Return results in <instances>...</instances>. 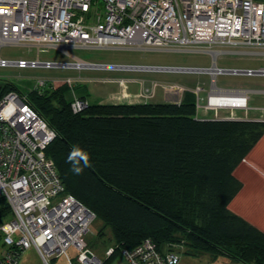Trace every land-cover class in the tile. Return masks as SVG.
<instances>
[{
	"label": "built area",
	"instance_id": "obj_1",
	"mask_svg": "<svg viewBox=\"0 0 264 264\" xmlns=\"http://www.w3.org/2000/svg\"><path fill=\"white\" fill-rule=\"evenodd\" d=\"M3 45L34 46L38 55L49 47L65 52L71 48L208 52L213 57L211 66L220 69L215 76L210 74L213 87L222 71L264 76V67H218L216 54L223 50L212 49L228 46L240 49L233 50L235 53L264 55V0H0V47ZM38 55L30 60L0 57V67L71 68L78 73L107 69L101 63L86 61L88 65H81L83 60L74 56L64 62L41 60ZM149 67L180 69H141ZM208 68L181 70L204 72ZM56 80L37 78L32 91L40 94ZM137 80L80 74L61 79L70 87L73 113L88 106L86 99L76 96L74 86L78 83H117L125 91ZM149 85L140 87L136 94H117L112 99L147 102L159 86L154 80ZM203 91L199 85L192 90L197 110L216 114L226 108L233 114L234 110L249 109L247 90L218 93L210 88L201 95ZM54 137L55 131L30 104L28 92L10 90L0 98V200L9 209L0 221V264H19L21 253L30 248L42 264L102 263L79 240L89 231L94 213L65 191L53 160L46 155ZM70 247L78 252L80 260L69 256ZM112 251L108 248L105 255ZM120 252L128 264H178L180 260L177 251L160 252L148 238Z\"/></svg>",
	"mask_w": 264,
	"mask_h": 264
},
{
	"label": "trees",
	"instance_id": "obj_2",
	"mask_svg": "<svg viewBox=\"0 0 264 264\" xmlns=\"http://www.w3.org/2000/svg\"><path fill=\"white\" fill-rule=\"evenodd\" d=\"M10 90L1 83L0 98ZM28 100L55 131L46 155L65 191L94 213L95 241L112 243L101 264L146 238L160 252L179 243L183 254L264 264V232L228 207L242 187L233 172L264 120L199 118L190 91L178 102H88L73 113L60 81ZM8 214L0 200V221Z\"/></svg>",
	"mask_w": 264,
	"mask_h": 264
},
{
	"label": "rangeland",
	"instance_id": "obj_3",
	"mask_svg": "<svg viewBox=\"0 0 264 264\" xmlns=\"http://www.w3.org/2000/svg\"><path fill=\"white\" fill-rule=\"evenodd\" d=\"M212 49L223 50L222 52L216 54L215 62L220 68L229 70H252L264 67V55L262 54L235 53L233 50L240 49L228 46H214ZM37 55V48L34 46L29 47L24 45H3L0 47V57L5 59L17 60L21 58L30 60L36 59ZM73 56L80 58L83 61L85 60L92 63L109 64L115 66H108L106 67L107 69L96 71L82 70L80 73L71 68L0 67V84L7 82L12 84L16 91L27 93L32 91L33 85L37 78H58L59 80H56L55 82H60L64 77H74L80 74L82 76L103 75L108 77H124L125 79L134 78V80H139H137L138 82L136 83H129L125 91H121L120 85H117V83H78L80 85L74 86L76 96H85L89 103H100L101 101H104L105 96H107L109 91L110 96H117V94L123 93H126L127 95L136 94L139 92L140 87L149 88V82L152 80L158 82L159 84V86L153 90L152 96L149 100L155 102H178L184 92H192L193 88L197 85L201 86L205 91H209L210 88L215 89L210 85L211 76L209 73L205 71L203 72V70H181L182 68L185 69L189 67H198L200 69L208 68L211 66L213 61L212 55L208 52L181 50H133L124 48H71L68 49V52H65L55 47H49L46 48L45 51L40 52L38 55L41 60L64 62L73 60ZM132 66H136V68H129ZM143 66L171 67L180 69H141ZM172 85L177 86V88L172 87ZM214 86H217L216 88L222 90L223 93H225L224 91L247 90L249 92L250 105H254L256 108H258L254 111L258 112L260 115H264V108H261L264 107V76H247L241 72L232 73L231 71H223L222 73L216 75ZM179 87H182L183 90L180 91ZM201 95H203V92ZM122 99V102L130 101L125 98ZM236 111L237 110H234L232 114L229 113V109L223 108L218 109L215 114L211 110H208V112L213 114L214 118H231V115L235 117ZM239 111L245 112L244 110ZM99 226L100 223L94 221L89 227V231L82 234L79 237V240L84 245H86L87 248L91 249L98 258L103 259L105 257L106 250L112 246V243L101 242V240L95 241L94 234L96 228ZM106 236H108V232L106 233ZM93 241H95V244L91 245L90 242ZM173 249L180 255L178 264H243L238 260L226 255L212 257L208 253L199 254L198 256L183 254L185 249L183 245L179 243H174ZM67 252L72 259L75 260L77 258V260H80V255L72 247H70ZM61 261L62 259L58 260V262ZM19 264L42 263L33 253L32 249H27L21 253L19 257ZM109 264H127V262L121 252H118Z\"/></svg>",
	"mask_w": 264,
	"mask_h": 264
},
{
	"label": "crops",
	"instance_id": "obj_4",
	"mask_svg": "<svg viewBox=\"0 0 264 264\" xmlns=\"http://www.w3.org/2000/svg\"><path fill=\"white\" fill-rule=\"evenodd\" d=\"M238 89H245V88H238ZM205 92L206 91L204 90L203 95ZM109 94L110 91L109 93H107V96H105L104 101H101L100 103L129 102V101L122 102L123 100H121L120 102H114V100L111 99L114 98V96H110ZM248 104H249V109L251 111L249 109H248L249 111L246 110L245 112H240L239 110H237L235 112V118L233 119L264 120L263 114L260 115L258 114V112L254 111L258 108H256V106L254 105H250V100ZM197 117L210 118V119L214 118L212 113L203 111L201 109L197 110ZM216 119H227V118L219 117ZM233 173L242 182V187L240 191L235 195V197L229 203L228 205L229 209L234 213H236L237 215L243 217L249 223H251L252 225H254L255 227H257L258 229L264 232V134L256 143V145L251 149V151L247 154L245 159H243L241 163L235 168ZM32 251L38 258L36 252L33 249ZM105 258L106 255L103 259L101 258L100 259L104 260Z\"/></svg>",
	"mask_w": 264,
	"mask_h": 264
},
{
	"label": "bare ground",
	"instance_id": "obj_5",
	"mask_svg": "<svg viewBox=\"0 0 264 264\" xmlns=\"http://www.w3.org/2000/svg\"><path fill=\"white\" fill-rule=\"evenodd\" d=\"M81 65H88V63H86V61H81V63H80ZM129 68H131V69H135L136 68V66H133V67H129ZM149 69H151V67H149ZM218 71H220V69H217V68H215V65H213V66H211V67H209L208 69H206V71L205 72H208L209 74H211V76L213 77V76H215V74L218 72ZM223 72V71H222ZM214 87V86H213ZM214 92H218V93H223V91H217V90H215L214 89Z\"/></svg>",
	"mask_w": 264,
	"mask_h": 264
},
{
	"label": "water",
	"instance_id": "obj_6",
	"mask_svg": "<svg viewBox=\"0 0 264 264\" xmlns=\"http://www.w3.org/2000/svg\"><path fill=\"white\" fill-rule=\"evenodd\" d=\"M106 67L108 66H115V65H109V64H104ZM227 119H231V118H227ZM243 120V119H242ZM87 254L89 255V252H87Z\"/></svg>",
	"mask_w": 264,
	"mask_h": 264
}]
</instances>
